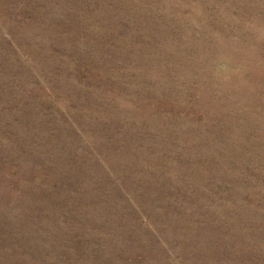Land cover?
<instances>
[{"label": "rangeland", "instance_id": "obj_1", "mask_svg": "<svg viewBox=\"0 0 264 264\" xmlns=\"http://www.w3.org/2000/svg\"><path fill=\"white\" fill-rule=\"evenodd\" d=\"M0 264H264V0H0Z\"/></svg>", "mask_w": 264, "mask_h": 264}]
</instances>
